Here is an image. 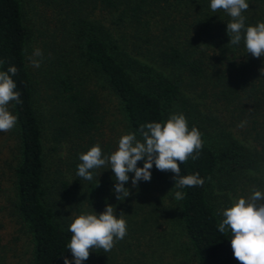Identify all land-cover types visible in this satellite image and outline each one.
Wrapping results in <instances>:
<instances>
[{
	"label": "trees",
	"instance_id": "trees-1",
	"mask_svg": "<svg viewBox=\"0 0 264 264\" xmlns=\"http://www.w3.org/2000/svg\"><path fill=\"white\" fill-rule=\"evenodd\" d=\"M32 1L46 46L37 72L23 1L0 0V71L17 67L12 78L22 100L9 104L16 126L0 132V210L11 206L30 233L28 264L70 259L71 214H99L107 204L123 212L127 234L108 253L91 250L83 264H239L218 224L234 197L251 184L264 187L255 176L264 166V56L247 54L243 40L229 43L231 18L212 12L210 0ZM249 10L245 25L259 23ZM106 91L138 138L141 124L183 113L204 146L198 159L181 164V175L199 172L204 185L178 189L186 195L171 206L158 195L165 175L155 165L138 188L129 173L131 195L123 201L112 171L95 169L92 181L81 180L80 153L99 143L109 155L118 146L113 136L105 141L114 129Z\"/></svg>",
	"mask_w": 264,
	"mask_h": 264
},
{
	"label": "clouds",
	"instance_id": "clouds-1",
	"mask_svg": "<svg viewBox=\"0 0 264 264\" xmlns=\"http://www.w3.org/2000/svg\"><path fill=\"white\" fill-rule=\"evenodd\" d=\"M210 8L212 12L223 10L230 16L226 31L231 45H238L243 40L247 54L255 58L264 56V21L245 25L243 13L249 8L248 0H210ZM36 57H43L38 48L29 60L33 67L39 68L42 59ZM260 71L264 74V68ZM17 72L14 65L7 71H0V132L11 131L18 121V117L9 110L13 101L22 104L21 93L15 91L17 84L12 78ZM246 123L241 121L238 127L242 128ZM138 131L140 138L136 132L123 134L117 149L109 155L103 154L99 143L80 153L77 176L81 180L92 181L95 169H111L116 181L113 192L119 201L131 195L130 189L125 187L129 173H134L132 187L138 188L140 181H151L153 165L159 171L173 173L176 189L204 185L205 180L199 172L181 175V164L190 157L198 159L204 146L202 133L195 126L189 127L183 113H172L166 121L141 124ZM141 160L144 163L139 167ZM185 195L177 190L174 198L180 201ZM71 215L73 218L68 228L71 239L66 248L71 251L72 259L65 256L64 264H73V260L75 264H83L93 249L108 253L127 234L123 212L117 216L112 204H107L99 214L84 212ZM221 215L223 219L218 230L230 233L233 256L239 264H264V193L253 187L250 196L234 197L231 206Z\"/></svg>",
	"mask_w": 264,
	"mask_h": 264
},
{
	"label": "rangeland",
	"instance_id": "rangeland-1",
	"mask_svg": "<svg viewBox=\"0 0 264 264\" xmlns=\"http://www.w3.org/2000/svg\"><path fill=\"white\" fill-rule=\"evenodd\" d=\"M26 10V24L32 30L33 37L32 42L29 45L28 53L29 57L32 56L35 49H40L43 53V57H36V59H42L40 66L44 63L45 57V35H40L41 31L43 32V19L38 16L36 13L34 2L32 0H22ZM250 16L259 17L262 19L260 22L264 21V6H257L249 2ZM248 14V11L246 12ZM194 18H190L189 21H192ZM29 64L31 69L34 72L39 71V68L32 66L30 60ZM105 98L103 102L105 103L106 109L108 111V120L109 123L113 126V131H108L109 137L106 138V142L109 141V138H113L118 141V139L125 133H128L126 128V121L124 118V113L120 108V103L118 99L110 94L109 91L105 92ZM51 145V144H50ZM118 146L112 147L110 152L115 151ZM110 154V153H109ZM57 157L52 151L50 152V158ZM112 171L111 169H107ZM165 175V181L163 182L162 188L158 190V195L163 198L166 204L173 206V202L176 200L174 198L175 192L178 190L174 188L175 181L173 179V173L163 172ZM255 176H259L260 179L264 180V166L262 171H258ZM250 177V176H249ZM252 183V181H250ZM255 185H253L254 187ZM252 184L247 187V194L245 197L251 195ZM258 189L264 190L263 186L258 185ZM255 186V188H257ZM8 189V187H7ZM4 192V199H7V194L10 193V190ZM239 195L238 197H240ZM237 196L235 198H238ZM3 199V198H2ZM6 202V201H5ZM9 204H7L8 207ZM32 239L30 233L27 231L26 227L20 219L18 218L15 210H12V207L9 206L6 210H0V264H28V261L32 255ZM70 259H72V254L70 252ZM64 264V263H62Z\"/></svg>",
	"mask_w": 264,
	"mask_h": 264
}]
</instances>
